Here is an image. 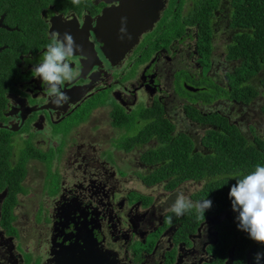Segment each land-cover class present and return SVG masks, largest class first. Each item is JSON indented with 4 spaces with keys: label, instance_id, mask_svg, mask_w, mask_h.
<instances>
[{
    "label": "flooded vegetation",
    "instance_id": "af4514ba",
    "mask_svg": "<svg viewBox=\"0 0 264 264\" xmlns=\"http://www.w3.org/2000/svg\"><path fill=\"white\" fill-rule=\"evenodd\" d=\"M232 7L0 0V264H256L234 244L229 211L214 205L203 222L195 209L169 211L183 190L193 203L209 197L198 194L207 179L178 173L184 164H171L162 146H176L179 161L201 156L214 114L235 123L218 107L234 109L233 100L217 92L231 60L227 50L219 63L213 55L216 34L228 32L230 43ZM65 32L80 46L71 66L81 74L62 86L70 99L58 108L31 70L51 35Z\"/></svg>",
    "mask_w": 264,
    "mask_h": 264
},
{
    "label": "trees",
    "instance_id": "16d2710c",
    "mask_svg": "<svg viewBox=\"0 0 264 264\" xmlns=\"http://www.w3.org/2000/svg\"><path fill=\"white\" fill-rule=\"evenodd\" d=\"M201 29L200 45L206 58L209 47L211 48V33L205 24ZM229 30L232 37L227 45L226 59L237 61L238 64L228 76L229 84L226 83L223 88L217 87L218 96L232 99L235 106H250L260 94L252 83L260 74L259 82L264 98V0H233ZM261 110L264 113V102L261 104ZM234 119L235 123L230 116L214 114L212 120L218 128L209 129L204 138V145L211 150L207 154L192 156L188 153L185 160L179 161L182 155L172 152L176 146L171 147L165 142L162 146L169 149L167 156L171 159V164H184L183 168L178 169V173H183L185 177L207 179L198 194L209 197L212 206H217L218 212L227 210L231 213L230 225L234 244L238 250L249 248L255 256L257 252L264 253V245L253 241L247 232L237 227L238 213L233 211L228 193L231 186L236 184L237 178H243L254 171L256 165H264V134H256L255 130V134L249 137L243 128L245 121ZM251 124H247L250 131L256 129L255 125ZM149 126L159 128V122L155 120ZM148 130L152 131L151 128ZM160 151L163 150L159 148L155 152L156 155L159 156ZM197 163L201 164V168L196 167ZM209 210H212V207ZM261 262L264 264V258Z\"/></svg>",
    "mask_w": 264,
    "mask_h": 264
},
{
    "label": "clouds",
    "instance_id": "9594fccd",
    "mask_svg": "<svg viewBox=\"0 0 264 264\" xmlns=\"http://www.w3.org/2000/svg\"><path fill=\"white\" fill-rule=\"evenodd\" d=\"M81 2L82 0H71V3L77 6ZM124 20L125 18H122V23ZM120 32L125 34L126 28L122 26ZM79 47L70 33L65 32L62 37L60 33H53L51 42L42 52V59L31 70L32 76L41 80L43 91L49 98V102L58 108L68 103L70 99L62 90V86L65 83H71L81 74L78 67L71 66V57ZM228 196L233 211L238 213L237 227L247 232L250 239L264 245V165H256L254 171L244 175L243 178H237ZM211 207L212 201L209 199L193 203L183 193H179L169 211L176 217H180L195 209L196 219L203 222L205 211ZM165 221L171 224L172 217H166ZM262 258L264 253L257 252L254 256L256 264H260Z\"/></svg>",
    "mask_w": 264,
    "mask_h": 264
},
{
    "label": "rangeland",
    "instance_id": "374dc122",
    "mask_svg": "<svg viewBox=\"0 0 264 264\" xmlns=\"http://www.w3.org/2000/svg\"><path fill=\"white\" fill-rule=\"evenodd\" d=\"M225 43H228V32H221L216 34V38L214 39L213 43V55L216 60V62H220L224 60V54L226 53V46ZM238 64L237 61H231L229 64L224 68V71L222 70L223 76L224 73H230L233 71L234 66ZM220 64L217 66L220 68ZM261 78V74L259 76H256L252 83L257 87L260 94L256 97V99L250 104V106H242V105H236L234 106V109H231L229 107H226L223 105V102H219V110L226 111L229 110V112H232L234 114V118L240 121H245L243 128L247 132L249 137H252L255 134H259L262 136V133L264 134V113L261 110V104L264 102V98L262 97V88L261 84L259 82V79ZM248 123H252L255 125L256 129L251 130L247 127ZM251 124V125H252ZM183 193H186V190H183Z\"/></svg>",
    "mask_w": 264,
    "mask_h": 264
},
{
    "label": "water",
    "instance_id": "95a60500",
    "mask_svg": "<svg viewBox=\"0 0 264 264\" xmlns=\"http://www.w3.org/2000/svg\"><path fill=\"white\" fill-rule=\"evenodd\" d=\"M87 250H88V252H90L91 253V256L90 257H96V258H98V259H100V257L101 256H99V255H94L93 254V249L90 247V246H87ZM101 259H104V257H102ZM109 259V257L107 256V260ZM99 262H97L96 264H98ZM99 264H105L104 262H101V263H99ZM106 264H112V263H110L109 261H107V263Z\"/></svg>",
    "mask_w": 264,
    "mask_h": 264
}]
</instances>
